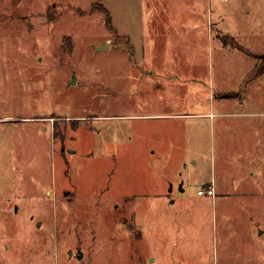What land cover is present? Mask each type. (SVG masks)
<instances>
[{"label": "rangeland", "instance_id": "374dc122", "mask_svg": "<svg viewBox=\"0 0 264 264\" xmlns=\"http://www.w3.org/2000/svg\"><path fill=\"white\" fill-rule=\"evenodd\" d=\"M0 264H264V0H0Z\"/></svg>", "mask_w": 264, "mask_h": 264}, {"label": "crops", "instance_id": "0c3cea01", "mask_svg": "<svg viewBox=\"0 0 264 264\" xmlns=\"http://www.w3.org/2000/svg\"><path fill=\"white\" fill-rule=\"evenodd\" d=\"M207 113L204 112H188V111H163V112H137L134 113L133 116H138L139 118L141 117H155L158 119H162V120H168V119H183L186 117H190V116H201ZM211 114V113H209ZM160 164H167L166 161L161 162ZM155 166H152V168H154ZM210 183H212V186L214 188V195H209V194H197L199 196V199H201L200 201L202 202V204H210L212 205V203H214L216 200H218V197H222L224 199H229V195L230 192L225 189L222 185H220L219 183H213V182H207L205 184V186H209L211 185ZM184 186L183 183H179L178 184V189L177 192L175 193V191L172 189V187L170 188H157L152 190V192L150 193V202L153 204H159V206L163 207L164 205L166 206L165 209H168V206L170 204H173L174 202H176L177 200H180V198L184 197V193H185V189L182 187ZM201 188V187H200ZM199 189V188H198ZM168 204V206H167ZM203 214V213H202ZM175 215V214H174ZM181 214H178V218H180L181 221ZM169 214L167 215L166 213V218H169ZM160 221V218H158ZM172 222L169 220V222L174 223V225L180 226L181 223L180 222H175V217L172 215L171 216ZM161 222V221H160ZM150 257V255H149ZM150 259H152V261H155L154 258L150 257Z\"/></svg>", "mask_w": 264, "mask_h": 264}, {"label": "built area", "instance_id": "2783aa9c", "mask_svg": "<svg viewBox=\"0 0 264 264\" xmlns=\"http://www.w3.org/2000/svg\"><path fill=\"white\" fill-rule=\"evenodd\" d=\"M198 194H209V195H214V188L212 185L206 186V187H201L197 190Z\"/></svg>", "mask_w": 264, "mask_h": 264}, {"label": "trees", "instance_id": "16d2710c", "mask_svg": "<svg viewBox=\"0 0 264 264\" xmlns=\"http://www.w3.org/2000/svg\"><path fill=\"white\" fill-rule=\"evenodd\" d=\"M108 15H109V14H108ZM108 18H109V19H108L107 21H109V23H110V22H111V18H110V15L108 16Z\"/></svg>", "mask_w": 264, "mask_h": 264}]
</instances>
